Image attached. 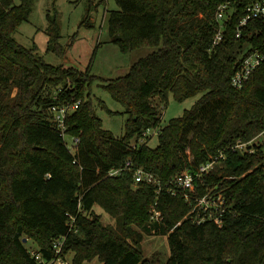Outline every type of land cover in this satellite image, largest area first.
<instances>
[{
	"label": "trees",
	"instance_id": "1",
	"mask_svg": "<svg viewBox=\"0 0 264 264\" xmlns=\"http://www.w3.org/2000/svg\"><path fill=\"white\" fill-rule=\"evenodd\" d=\"M116 1L119 8L108 15L110 40L124 52L154 48L124 76L102 79L126 108L122 135L106 129L96 112L91 85L98 77L89 67L50 64L35 46L14 37L34 0H0V264H46L62 235L63 255L74 251L72 264L95 258L101 264H156L143 254L144 233L167 236L165 264H264V144L254 153L231 148L264 130V63L242 88L230 82L243 55L264 49V20H249L238 37L247 3L238 1L223 39L213 46L215 14L225 0ZM59 37L54 33L48 48L63 54ZM171 95L179 101L201 96L162 126ZM76 101L66 118V135L79 139L72 152L51 108ZM205 119L209 129L201 124ZM158 125L156 146L150 139L133 146ZM221 150L225 159L196 187L198 194L214 189L225 195L224 224H198L184 194L165 188ZM128 160L130 168L109 174ZM138 167L161 180L160 193L150 183H134ZM154 204L161 221L151 219ZM97 205L113 224L102 223ZM24 238L34 239L43 261Z\"/></svg>",
	"mask_w": 264,
	"mask_h": 264
},
{
	"label": "rangeland",
	"instance_id": "2",
	"mask_svg": "<svg viewBox=\"0 0 264 264\" xmlns=\"http://www.w3.org/2000/svg\"><path fill=\"white\" fill-rule=\"evenodd\" d=\"M118 8L116 0H34L29 18L21 23L14 37L24 46H35L37 55L50 64L76 66L82 70L89 67L92 74L98 77L91 85L96 112L102 118L106 129L116 135H122L125 132L126 108L103 86L102 79L124 76L136 61L151 53L154 48L143 46L124 52L110 40L108 15L111 10ZM52 20L57 24L54 31L50 30ZM54 33L60 35L56 41L63 47V54L48 48ZM247 48L243 47V51H247ZM200 96L179 101L171 95L164 109L161 125H166L172 118L183 115L185 110L193 107ZM201 124L208 129L211 127V123L206 119ZM151 128L153 132L155 126ZM194 130L195 127L187 136L191 137ZM66 141L72 144L73 137L67 135ZM157 143L158 135L150 138L149 145L156 146ZM188 153L190 154L189 150ZM95 210L101 215L102 223L115 222L110 213L101 206L97 205ZM26 244L30 249H39L34 239L26 241ZM140 245L144 256L156 264H165L170 255L166 235L144 233ZM73 255L74 251H69L66 255L70 264ZM83 264H101V261L95 258Z\"/></svg>",
	"mask_w": 264,
	"mask_h": 264
},
{
	"label": "built area",
	"instance_id": "3",
	"mask_svg": "<svg viewBox=\"0 0 264 264\" xmlns=\"http://www.w3.org/2000/svg\"><path fill=\"white\" fill-rule=\"evenodd\" d=\"M238 1L244 0H225L218 5L215 19L217 21V31L213 39V46L217 45L224 37V32L226 30V21L235 11V5ZM247 1L245 7V16L240 20L237 25V36H242V28L251 19L264 20V0H245ZM264 63V49H254L245 55H243L240 66L231 76V84L236 88H242L244 84L249 80L252 73L257 67ZM81 101L64 103L62 105H54L51 108L52 120L56 125L62 130L63 135L66 138V118L78 108ZM161 132V126H155L154 131L149 127L144 134L140 137L138 143H133L136 146L140 143L147 142L151 137L159 135ZM79 139L73 137L72 144H68L72 152L75 151L76 145ZM264 144V130L257 135L255 138L249 141L238 140L231 148L233 151H242L248 153H254L256 151V145ZM225 159V152L220 151L217 155L210 156V158L197 166L194 172L190 170H185L176 177L172 178L167 186L166 191L172 195L178 193H183L185 199L192 204L193 220L201 224L205 221H213L219 227L224 224L225 213L228 210V205L226 197L222 192H214V189H209L204 194L197 193L196 181L202 179L203 175L212 171L217 165ZM131 161L128 160L123 167L113 168L110 170V175H118L123 169L131 167ZM264 172V163H263ZM146 182L157 187V192L160 193L163 189L161 180L151 171L144 169L143 167H138L134 169V183L137 185L139 183ZM151 219L154 221L162 220V213L157 209L156 205L151 207ZM72 224V222H71ZM72 229V228H71ZM73 230H77L73 228ZM67 239L66 235H62L56 238L53 242V248L55 251V257L46 264H70L69 260L63 255V247ZM30 252L36 257L37 260H42V254L37 249H30Z\"/></svg>",
	"mask_w": 264,
	"mask_h": 264
},
{
	"label": "water",
	"instance_id": "4",
	"mask_svg": "<svg viewBox=\"0 0 264 264\" xmlns=\"http://www.w3.org/2000/svg\"><path fill=\"white\" fill-rule=\"evenodd\" d=\"M28 239L27 238H24V241L26 242Z\"/></svg>",
	"mask_w": 264,
	"mask_h": 264
}]
</instances>
